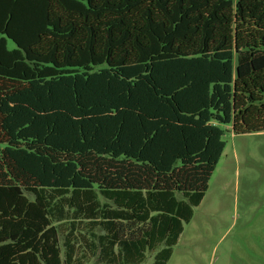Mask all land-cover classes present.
<instances>
[{
    "label": "trees",
    "instance_id": "obj_1",
    "mask_svg": "<svg viewBox=\"0 0 264 264\" xmlns=\"http://www.w3.org/2000/svg\"><path fill=\"white\" fill-rule=\"evenodd\" d=\"M222 125L264 131V0H0V264L74 262L51 218L66 194L106 261L164 242L166 264ZM96 190L116 205L98 221Z\"/></svg>",
    "mask_w": 264,
    "mask_h": 264
},
{
    "label": "rangeland",
    "instance_id": "obj_2",
    "mask_svg": "<svg viewBox=\"0 0 264 264\" xmlns=\"http://www.w3.org/2000/svg\"><path fill=\"white\" fill-rule=\"evenodd\" d=\"M222 128L223 153L204 198L193 207L191 219L184 222L166 264H264V131L236 134L230 125ZM25 193L34 199L33 193ZM70 196L56 195L51 205L63 260L66 237L72 233L76 245L72 264H111L101 252L100 237L105 231ZM177 196L184 198L181 193ZM95 199L97 221L104 210L116 207L98 190ZM164 246L163 242L147 249L144 259L134 264H152Z\"/></svg>",
    "mask_w": 264,
    "mask_h": 264
}]
</instances>
